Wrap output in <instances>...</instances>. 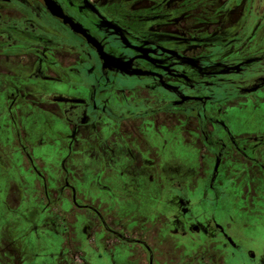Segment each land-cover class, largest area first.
Masks as SVG:
<instances>
[{
	"label": "flooded vegetation",
	"instance_id": "1",
	"mask_svg": "<svg viewBox=\"0 0 264 264\" xmlns=\"http://www.w3.org/2000/svg\"><path fill=\"white\" fill-rule=\"evenodd\" d=\"M53 1L88 38L43 0H0V92L31 119L16 153L34 170L21 178L18 200L0 202V215L27 224L25 264H83L85 243L97 245L88 251L95 264L114 256L125 264L133 245L137 264L147 254L149 264H264V234L252 233L264 231V131L237 136L225 120L229 109L264 102V0H143L140 14L123 12L121 0ZM157 118L174 144L182 131L194 137L182 177L178 167L156 173ZM55 145L63 166L45 167L40 147ZM126 165L142 176V195L163 202L155 231L174 249L150 246L112 218L113 182ZM226 169L244 182L222 190L242 196L237 225L195 214L200 197L232 186L216 182Z\"/></svg>",
	"mask_w": 264,
	"mask_h": 264
},
{
	"label": "rangeland",
	"instance_id": "2",
	"mask_svg": "<svg viewBox=\"0 0 264 264\" xmlns=\"http://www.w3.org/2000/svg\"><path fill=\"white\" fill-rule=\"evenodd\" d=\"M142 1L143 0H121V2L125 5L123 12L140 14L141 11L144 9V3L142 4ZM147 5L150 6V2H148ZM120 7L123 6L120 4L119 8ZM129 7H133L135 10L133 12H130L128 11ZM20 17L23 16L20 15ZM141 24H145V22L141 21ZM170 29H172V27H170ZM67 61L68 63H71L69 59H67ZM23 64L24 62L17 63V65H20L21 68ZM6 65H8V62L6 63ZM2 96L3 92H0V202L12 203V199L18 200L20 198L21 192H18L19 190L17 189L20 188V183L22 182L21 178H26L27 174H29L30 171H34L33 168H30L28 165H25L23 161V156L22 158H20L19 152L16 153L18 147L22 149L26 148L25 139H19L17 133L18 131L22 130L28 132L29 126L31 124V119H25L27 114L24 113L20 109V107L15 103L12 104L8 102L9 104H6L4 96ZM262 96L263 97L260 98L264 99V93ZM240 101L246 104L250 101V99L244 98ZM254 106H257V108H251ZM197 116L198 118L201 117L200 112L197 114ZM225 120L231 125V132L237 136L250 132L254 133L264 131V102L251 101L248 103V107L245 108V110L241 111L237 108L229 109ZM155 123L158 127L157 132L159 134V139L164 145L163 152L161 153V149L159 151L161 153V159L159 160V165H157L158 168L156 170V173L161 175L164 170L178 167L181 168V171L179 172V177H182V171L189 166L193 157L196 156V152L192 150V148H194V137L191 136L189 130L182 131L178 137L177 135H175L174 144V135H172L171 132L166 131L165 129H161L162 120L160 118H157L155 120ZM33 129L36 130V126H34ZM52 131L48 132V134L43 136H36L34 144H40L41 141L44 142L46 139L49 138ZM12 135L13 139L10 140V137ZM185 141L187 143H185ZM128 143L132 144L131 142ZM56 149H59L57 145L49 146L47 148H44V146L40 147L41 154L37 158L40 159L42 163H44L45 167L56 169L60 168V166L62 165V161H58V159H56L55 157L56 155L53 153V151H55ZM203 161H205L204 156ZM70 164L66 166L69 167ZM37 168L39 171L40 169L38 165ZM151 174L153 175L154 171ZM200 174L203 175L202 172H200ZM112 175V172H108L106 175V180L109 181L112 178ZM141 179L142 176L135 174L133 172V169L129 168L128 165H126V167L124 168L123 176H120L119 179L113 182L116 185H114V189L111 190L112 195H114L111 200L113 202H111L110 205L111 216L113 219L116 220L117 224L122 223L124 225H128L126 228L129 234H134V232H138L140 237H142L144 242L148 245L156 248V244L162 245L164 243L163 246L167 248L171 247L172 249H174V244H170L171 242L169 243V239L160 236V232L155 231L159 230L158 227L162 225L161 221L157 220L156 218L167 216L166 212L163 211L164 205L160 204L163 202L158 200L159 208L157 209L158 201L154 202L150 199L148 201V197L142 195L140 187L136 188V184L139 185L140 182H142ZM216 182L233 183L232 186L230 185L228 187H221L223 189H217L211 192L210 194H206V197H200L202 200H204V202L200 205L201 207H199V209L195 211V214H203L202 216L217 217L223 223L231 221L236 225L239 224V221L237 220L241 219V216L243 218V214H240L239 212V209L243 206V201L241 199L242 196L240 194L234 196L233 191L227 190L223 192L222 190L227 188H236V183H239L240 186H243L244 182H242L241 180L236 182L235 175L227 169L219 171V174L216 178ZM129 187H132V190L129 189ZM141 195L145 198H141ZM10 206L11 205H9V208ZM20 228H23L24 232L21 231ZM18 230L20 232L16 234ZM28 233L29 232L26 223H22L20 221H12V218H9L6 222V219L0 215V236L2 235L1 238L3 240V245L1 244V247L4 252V260H0V264L29 263V255L26 254V242ZM252 233L253 235L260 234L259 236H261L262 234H264V231L257 230ZM20 235L22 237L17 238ZM23 237L25 239V244L22 242ZM18 246L20 250V255H17L16 253V249L18 248ZM56 247L57 250L61 249L60 244L58 243H56ZM83 247L85 248L84 256L82 259L83 264H95V261L88 255V251L90 254H93L94 250L97 249V245H88L87 243H85ZM147 256V264H149L150 256L149 254H147ZM127 259V263L125 264H137L136 262L139 261V255L136 246H131ZM112 260V264H124L122 263L119 256H114ZM67 262L68 261H64L63 264H66ZM169 263L173 264L172 261H169Z\"/></svg>",
	"mask_w": 264,
	"mask_h": 264
},
{
	"label": "water",
	"instance_id": "3",
	"mask_svg": "<svg viewBox=\"0 0 264 264\" xmlns=\"http://www.w3.org/2000/svg\"><path fill=\"white\" fill-rule=\"evenodd\" d=\"M43 1L46 5L47 10L53 17L61 19L63 21V24L68 25L73 32L81 34L84 37L88 38V36L83 32V30L79 27V25L71 21L67 16H65L61 8L53 0H43ZM89 42L95 45L93 41H89Z\"/></svg>",
	"mask_w": 264,
	"mask_h": 264
}]
</instances>
